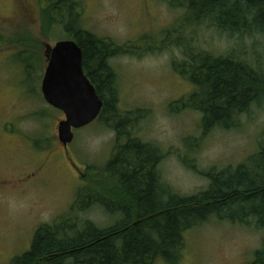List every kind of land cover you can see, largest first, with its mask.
Segmentation results:
<instances>
[{
    "label": "rangeland",
    "instance_id": "rangeland-1",
    "mask_svg": "<svg viewBox=\"0 0 264 264\" xmlns=\"http://www.w3.org/2000/svg\"><path fill=\"white\" fill-rule=\"evenodd\" d=\"M70 1L84 30L133 47L135 55L109 62L118 109L135 116L133 136L162 151L159 172L165 183L182 195H194L209 188V173L250 165L264 146V103H249L229 129L205 131L203 115L183 108L181 101L194 88L175 72L174 62L181 63L185 53L233 55L263 73L262 33L229 34L210 22L194 24L185 9L188 0ZM65 21L49 6L44 11L39 0H29L26 8L0 0V264H11L30 250L41 225L68 214L79 189L93 187L102 196L111 191L120 197L114 179L105 177L116 132L96 120L75 131L66 149L58 133L65 116L42 94L46 46L72 40ZM80 218L102 228L113 223L99 207ZM263 239L254 224L212 217L186 233L177 264H251Z\"/></svg>",
    "mask_w": 264,
    "mask_h": 264
},
{
    "label": "trees",
    "instance_id": "trees-1",
    "mask_svg": "<svg viewBox=\"0 0 264 264\" xmlns=\"http://www.w3.org/2000/svg\"><path fill=\"white\" fill-rule=\"evenodd\" d=\"M48 3L51 11L66 19V33L82 49L84 72L104 102L97 121L116 132L105 177L114 179L120 197L111 191L102 196L93 187L79 189L69 213L41 225L30 250L11 264H155L159 260L177 264L186 233L212 217L232 224H254L264 234V146L250 165L209 173L211 183L206 191L176 192L159 172L162 151L133 136L135 116L118 109L115 74L109 62L117 56L135 55L131 54L133 47L117 46L84 30L70 0ZM185 9L194 24L210 22L229 34L264 35V0H188ZM184 55L181 63L174 62V69L191 82L194 91L181 102L184 109L203 115L205 131L229 129L249 103H264V72L246 61L207 52ZM94 207L112 217L109 227L80 218ZM251 264H264V239Z\"/></svg>",
    "mask_w": 264,
    "mask_h": 264
},
{
    "label": "water",
    "instance_id": "water-1",
    "mask_svg": "<svg viewBox=\"0 0 264 264\" xmlns=\"http://www.w3.org/2000/svg\"><path fill=\"white\" fill-rule=\"evenodd\" d=\"M48 66L42 82V94L51 107L60 110L65 120L58 126L59 141L67 149L75 131L95 122L104 102L83 69V52L74 40L46 46Z\"/></svg>",
    "mask_w": 264,
    "mask_h": 264
},
{
    "label": "flooded vegetation",
    "instance_id": "flooded-vegetation-1",
    "mask_svg": "<svg viewBox=\"0 0 264 264\" xmlns=\"http://www.w3.org/2000/svg\"><path fill=\"white\" fill-rule=\"evenodd\" d=\"M28 1L29 0H13V2L16 4V3H18V4H20L21 6H23V7H27L28 6ZM41 3L43 2L44 3V11H45V9H47V7H48V0H39Z\"/></svg>",
    "mask_w": 264,
    "mask_h": 264
}]
</instances>
